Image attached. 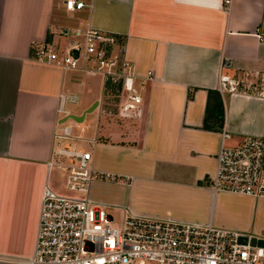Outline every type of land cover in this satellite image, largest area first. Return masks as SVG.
Instances as JSON below:
<instances>
[{
    "label": "crops",
    "instance_id": "obj_1",
    "mask_svg": "<svg viewBox=\"0 0 264 264\" xmlns=\"http://www.w3.org/2000/svg\"><path fill=\"white\" fill-rule=\"evenodd\" d=\"M81 1L72 12L66 0H0V264L34 255L44 198L62 192L50 163L64 126L67 141L92 149L81 148L95 171L115 176L94 181L86 196L113 217L213 224L264 239V199L211 187L222 145L264 138V0L229 8L224 0ZM89 29L117 40L112 49L139 77L141 104L115 96V113L102 76L37 60L42 46L83 48L75 32ZM227 59L223 73L243 91H219ZM71 115L84 120L65 121Z\"/></svg>",
    "mask_w": 264,
    "mask_h": 264
},
{
    "label": "built area",
    "instance_id": "obj_2",
    "mask_svg": "<svg viewBox=\"0 0 264 264\" xmlns=\"http://www.w3.org/2000/svg\"><path fill=\"white\" fill-rule=\"evenodd\" d=\"M232 1L224 0L227 8ZM84 7L81 0H66L68 11ZM75 35L83 39V48L75 46L60 54L50 46H42L36 50L37 60L121 83L128 99L141 104L136 90L139 77L122 52L112 49L117 40L96 29L77 30ZM231 66L228 59L221 63L222 94L244 90L223 73ZM60 111H64L63 105ZM70 136L71 128L64 126L50 167L66 171V189L77 196H45L36 249L26 264H264V247L252 245V236L213 224L127 216L115 225L111 214L86 197L94 181L115 180V176L95 171L90 152L68 144L63 147ZM228 137L224 135V139ZM216 161L211 184L215 192L264 199V138L248 137L235 148L222 145ZM243 236L248 237L247 244L240 242Z\"/></svg>",
    "mask_w": 264,
    "mask_h": 264
},
{
    "label": "rangeland",
    "instance_id": "obj_3",
    "mask_svg": "<svg viewBox=\"0 0 264 264\" xmlns=\"http://www.w3.org/2000/svg\"><path fill=\"white\" fill-rule=\"evenodd\" d=\"M107 92V95L109 96V107L112 108L115 113L118 111V108H117V105H116V102L117 99L115 97L116 94H121V95H125L126 93L123 91V92H119L117 93L116 90H112L111 88L106 90ZM79 142H74L72 140H69V141H66L62 146L64 147L66 144L68 145H72L73 148H77L79 150H81V148L83 149H86V150H89L91 151L92 149L90 147H87L86 145H82V146H79ZM85 147V148H84ZM52 184H54L55 188L57 189H61L62 192L60 193V196H64V197H74V195L70 192H67L65 190V173L63 172V170H59V169H55L54 172H53V177H52ZM121 215L118 214V213H114V218H115V221H114V224L115 225H119L121 223Z\"/></svg>",
    "mask_w": 264,
    "mask_h": 264
},
{
    "label": "water",
    "instance_id": "obj_4",
    "mask_svg": "<svg viewBox=\"0 0 264 264\" xmlns=\"http://www.w3.org/2000/svg\"><path fill=\"white\" fill-rule=\"evenodd\" d=\"M94 107H96V105ZM89 112H92V109L89 110ZM68 120H73L75 122L82 123L84 120V117H77V116L71 115V116H67L65 121H68ZM251 241H252L251 242L252 245H258L260 247H264V239L253 237ZM240 242L243 244H247L248 243V237L247 236L241 237Z\"/></svg>",
    "mask_w": 264,
    "mask_h": 264
},
{
    "label": "trees",
    "instance_id": "obj_5",
    "mask_svg": "<svg viewBox=\"0 0 264 264\" xmlns=\"http://www.w3.org/2000/svg\"><path fill=\"white\" fill-rule=\"evenodd\" d=\"M106 88H107V90L110 88L112 90L114 89V90H116L117 93L123 92L121 83L115 84L110 80L106 82ZM115 96H121V94H116Z\"/></svg>",
    "mask_w": 264,
    "mask_h": 264
}]
</instances>
